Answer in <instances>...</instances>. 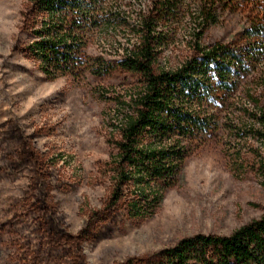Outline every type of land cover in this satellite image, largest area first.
Returning <instances> with one entry per match:
<instances>
[{
  "label": "rangeland",
  "instance_id": "1",
  "mask_svg": "<svg viewBox=\"0 0 264 264\" xmlns=\"http://www.w3.org/2000/svg\"><path fill=\"white\" fill-rule=\"evenodd\" d=\"M34 1L0 0V264H124L187 237L230 236L264 216V142L249 128L230 130L245 112L246 126L253 123L247 92L259 88L255 99L264 108V65L225 103L215 132L192 148L156 214L132 218L129 199H111L112 140L118 99L129 101L140 79L120 68L104 76L92 69L79 78L47 76L30 50L43 19ZM123 4L128 26L92 31L87 61L116 62L137 43V17L149 0ZM195 9L179 25L158 27L172 38L158 67L175 71L191 56ZM249 10L229 6L203 44L243 46Z\"/></svg>",
  "mask_w": 264,
  "mask_h": 264
},
{
  "label": "trees",
  "instance_id": "2",
  "mask_svg": "<svg viewBox=\"0 0 264 264\" xmlns=\"http://www.w3.org/2000/svg\"><path fill=\"white\" fill-rule=\"evenodd\" d=\"M34 2L43 19L30 50L47 76L79 78L86 69L104 76L120 68L139 77L142 86L130 100L117 102L111 199L114 204L129 199L132 218L154 216L192 148L215 132L225 103L264 65V0H149L148 10L137 17V43L124 48L116 62L102 56L87 61L84 52L92 31L128 26L123 0ZM192 5L196 9L189 14L195 26L190 29L191 56L175 71L158 67L161 50L172 39L158 27L181 24ZM235 5L250 9L245 44L205 46L207 29ZM259 90L246 94L256 109L251 126L241 118L245 112L230 130L249 128L264 142V108L255 99ZM126 188L131 189L129 196ZM124 264H264V216L230 236L187 237L147 259Z\"/></svg>",
  "mask_w": 264,
  "mask_h": 264
}]
</instances>
